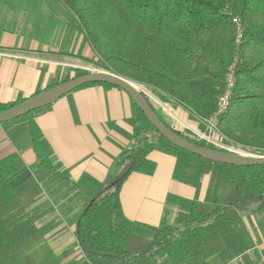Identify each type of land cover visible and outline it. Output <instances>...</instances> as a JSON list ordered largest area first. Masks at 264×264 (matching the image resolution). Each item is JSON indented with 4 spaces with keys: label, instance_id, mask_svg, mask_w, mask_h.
<instances>
[{
    "label": "trees",
    "instance_id": "16d2710c",
    "mask_svg": "<svg viewBox=\"0 0 264 264\" xmlns=\"http://www.w3.org/2000/svg\"><path fill=\"white\" fill-rule=\"evenodd\" d=\"M52 1L74 16L77 33L93 52L88 60L97 68L143 84L200 122L216 112L232 70L233 85L227 108L218 115V131L236 147L264 151V0ZM69 71L65 68L47 88L87 73ZM89 85L117 87L102 82L80 87ZM143 96L161 121L180 136L197 146L226 151L191 131L174 129L150 96ZM25 99L0 102V111ZM131 109L132 141L116 159L120 171L109 186L96 194L86 193L84 210L76 220L81 254L109 264L228 263L244 250L238 212L251 206L264 210V164L234 166L199 157L203 172L230 169L225 197L215 206L193 203L182 209L178 224L143 225L153 233L152 238H144L135 234L137 224L122 212L119 191L123 182L133 172H153L155 165L148 158L153 150L196 155L162 136L132 100ZM37 110L12 121H30L37 167L54 174L32 119ZM18 174L15 154L0 159V264H13L10 258L19 253L25 239L45 235L54 226V222L38 226L45 208L40 201L42 191L32 178L14 182Z\"/></svg>",
    "mask_w": 264,
    "mask_h": 264
},
{
    "label": "crops",
    "instance_id": "0c3cea01",
    "mask_svg": "<svg viewBox=\"0 0 264 264\" xmlns=\"http://www.w3.org/2000/svg\"><path fill=\"white\" fill-rule=\"evenodd\" d=\"M13 5V0H0V102L28 98L44 90L65 68L73 74L66 59L69 53L82 55L93 64L88 60L93 52L81 34H73L67 52L62 48L60 27V38L50 33L48 39H37L28 25L20 24L18 12L12 13ZM152 97L155 109L174 129L205 130L204 123L181 106ZM161 104L170 105L176 118L163 113ZM171 109L166 107L175 115ZM32 119L43 137L54 174L37 167L26 119L0 123V159L15 154L20 174L14 182L32 178L38 184L41 180L40 201L45 208L38 226L54 222L48 234L60 244L65 234H71L75 253L82 255L76 241V220L84 210L86 193L96 194L109 186L120 171L116 159L132 141L131 98L120 87L89 85L38 109ZM148 158L155 165L153 172L129 174L119 191L123 214L137 224L135 234L144 238H152L153 233L143 225L178 224L182 209L193 203L215 206L229 190L228 167L203 172L202 160L182 151L153 150ZM238 215L242 252L254 248L244 264H256L264 254V210L255 211L251 206Z\"/></svg>",
    "mask_w": 264,
    "mask_h": 264
},
{
    "label": "rangeland",
    "instance_id": "374dc122",
    "mask_svg": "<svg viewBox=\"0 0 264 264\" xmlns=\"http://www.w3.org/2000/svg\"><path fill=\"white\" fill-rule=\"evenodd\" d=\"M13 3L14 8L11 10L12 13L18 12L16 18H19L20 24L28 25L31 28V33L37 39H48L50 33L53 34V36L57 34V38H60V31H58V27H60L62 30V48H67V52L69 51V45L72 46L71 40L73 34L77 33L78 30L75 28L76 21L74 16L71 15L64 6L54 3L51 0H13ZM66 59L71 69L75 72H88L91 67H96L94 64L85 61L84 59L86 58L82 57V55L80 57L69 53ZM151 94L154 95V93L148 89V96L152 97ZM154 96L157 98L156 95ZM152 99L154 98L152 97ZM157 99L159 100V98ZM166 107L171 109L170 105L161 104L163 113H168V115L176 118L174 111L171 109L175 115L167 111ZM217 139L220 140L223 145V147L220 148H224L225 150L229 147L242 149L232 145L230 143L231 141L226 137H217ZM203 141L210 144L204 139ZM261 152L262 153L259 154H264V151ZM38 186L41 188V191H43L41 180L38 181ZM51 236L52 235L48 233L45 235L37 233L25 239L19 247V253L16 256H12L10 261L13 264H109L106 262L91 261L83 255L75 253V241L69 233L63 236L64 239H62L63 243L61 244Z\"/></svg>",
    "mask_w": 264,
    "mask_h": 264
},
{
    "label": "water",
    "instance_id": "95a60500",
    "mask_svg": "<svg viewBox=\"0 0 264 264\" xmlns=\"http://www.w3.org/2000/svg\"><path fill=\"white\" fill-rule=\"evenodd\" d=\"M94 82L109 83L123 89L162 136L175 146L187 152L203 159L227 165L249 166L264 164V154L251 153L234 147H229L226 151H222L204 146H197L191 143L161 121L160 117H158L143 96V93L148 95V89L143 84L110 70L97 67H91L89 72L83 75L70 78L44 89L18 104L0 111V123L12 121L28 112L43 108L68 92L86 83ZM151 96L154 95L151 94Z\"/></svg>",
    "mask_w": 264,
    "mask_h": 264
},
{
    "label": "built area",
    "instance_id": "2783aa9c",
    "mask_svg": "<svg viewBox=\"0 0 264 264\" xmlns=\"http://www.w3.org/2000/svg\"><path fill=\"white\" fill-rule=\"evenodd\" d=\"M232 85H233V76H232V70H230L229 75L227 77V90H225V92L219 97L216 112L207 119L202 121V123H204L205 125L204 131H197V130L193 131V133L196 134L198 137L206 140L210 144L219 147H223V145L221 141L217 139V136L218 137H224V136L219 133L217 128L218 115L223 113L227 108L229 91ZM253 252H254V248L247 249L244 252L233 257L228 263L225 264H244L245 256H250L253 254ZM258 261L264 264V254L259 256Z\"/></svg>",
    "mask_w": 264,
    "mask_h": 264
}]
</instances>
